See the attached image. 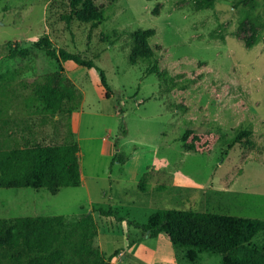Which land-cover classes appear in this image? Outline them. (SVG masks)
I'll list each match as a JSON object with an SVG mask.
<instances>
[{
    "label": "rangeland",
    "instance_id": "1",
    "mask_svg": "<svg viewBox=\"0 0 264 264\" xmlns=\"http://www.w3.org/2000/svg\"><path fill=\"white\" fill-rule=\"evenodd\" d=\"M70 11L69 0H0V165L10 148L75 142L82 180L0 188V218L92 228L87 241L111 264H221L208 252L188 260L144 225L168 209L264 219L262 0H82ZM149 28L146 43L134 38ZM42 36L92 59L108 90L96 67L61 61L81 101L70 113L40 111L34 86L54 69L35 45ZM14 43L32 56L9 57ZM240 131L249 134L235 142Z\"/></svg>",
    "mask_w": 264,
    "mask_h": 264
},
{
    "label": "trees",
    "instance_id": "2",
    "mask_svg": "<svg viewBox=\"0 0 264 264\" xmlns=\"http://www.w3.org/2000/svg\"><path fill=\"white\" fill-rule=\"evenodd\" d=\"M81 1L69 0L70 12ZM193 1L201 8H209L214 2ZM262 2L264 8V0ZM94 26L95 22L92 23ZM153 34L154 29L149 28L137 30L133 36L146 43ZM35 45L54 63V69L34 86L38 109L51 114L70 113L79 105L81 93L63 73L60 63L70 61L85 68L96 67L95 63L54 46L47 36L40 37ZM8 46L9 57L28 58L33 54L31 48H21L16 43L13 47ZM151 55L150 50L140 54L142 57ZM96 69L102 86L108 90L104 72ZM190 134L191 131L186 130L182 140ZM248 134L238 132L235 142ZM3 153L0 188L57 190L82 184L79 147L75 142L38 143L10 148ZM97 211L105 216L112 214L110 210L99 208ZM74 226L67 224L61 216L0 218V264H111L87 241L94 230L78 231ZM144 228L149 237L163 233L173 246L186 248L185 257L190 261L195 260L198 251L219 254L221 264H264V244L253 241L256 235L264 233V219L168 209L150 215Z\"/></svg>",
    "mask_w": 264,
    "mask_h": 264
}]
</instances>
